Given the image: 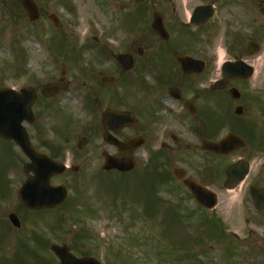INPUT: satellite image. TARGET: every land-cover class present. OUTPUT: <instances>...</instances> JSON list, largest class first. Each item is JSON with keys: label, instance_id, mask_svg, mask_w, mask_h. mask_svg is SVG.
I'll return each mask as SVG.
<instances>
[{"label": "rangeland", "instance_id": "rangeland-1", "mask_svg": "<svg viewBox=\"0 0 264 264\" xmlns=\"http://www.w3.org/2000/svg\"><path fill=\"white\" fill-rule=\"evenodd\" d=\"M19 1L0 0V86L43 85L64 72L67 91L56 96L45 112L43 106H36L42 111L36 122L45 130L36 140L79 168L51 179V184L67 188L61 206L29 211L17 198L27 159L0 140V264H55L57 258L49 249L53 243L67 244L75 256H92L101 264H264V210L256 211L248 195L249 185L264 187V60L260 59L264 0H187V11L198 4L216 8L213 20L197 34L218 52L216 59L224 49L225 58L243 59L254 68L250 81L237 88L247 95L242 113H234L235 104L227 94L225 117L226 133L234 130L247 140L244 149L226 158V164L245 158L249 173L238 186L226 190L220 172L209 187L217 194L212 210L198 206L172 174L161 175L162 157L151 163L149 157L139 155L135 169L126 175L104 172L96 151L97 144L104 148L100 134L92 136L83 154L77 153L75 143L83 135L79 128L91 121L86 114L98 95L93 78L106 74L109 45L137 35L143 26L129 17L140 2L33 0L40 17L31 23ZM172 1L185 4V0ZM50 14L58 18L57 27L48 19ZM249 41L259 48L247 54ZM57 127L61 131L54 132ZM189 160L190 168L205 163L194 155ZM9 213L17 215L18 228L8 221Z\"/></svg>", "mask_w": 264, "mask_h": 264}, {"label": "flooded vegetation", "instance_id": "flooded-vegetation-1", "mask_svg": "<svg viewBox=\"0 0 264 264\" xmlns=\"http://www.w3.org/2000/svg\"><path fill=\"white\" fill-rule=\"evenodd\" d=\"M148 1L150 4L143 0V4L134 9V19L143 24L137 35L119 40L117 46H109L106 84L100 81L103 74L93 78L98 82L94 88L98 95L86 114L91 121L79 128L83 135L77 141L84 139L80 144L82 149L76 148L77 153L83 154L91 146L92 136L100 134L104 148L97 144L96 151L99 150L101 155L106 151L111 156L131 157L134 161L139 155L150 159L162 157L165 162L162 168L166 173L181 168L185 177L189 174L191 179L205 186L210 181L207 187H211L218 180V174H224L226 158L235 152L228 155L211 153L203 147V141L216 142L225 137L227 94L235 107H241L247 95L235 92L237 97L231 98L229 90L247 82H225L216 52L207 38L197 35L206 25L193 27L189 23L190 11L186 10L189 0H185L184 5L174 4L172 0ZM155 14L161 19L164 35L163 31L159 35L151 26ZM119 55L121 60H118ZM183 58L187 61L185 67L180 61ZM62 76L56 81L69 88ZM29 86L35 94L33 105L43 106V112L61 94L45 98L40 93L42 86L32 83ZM103 110H107L106 143L102 140ZM41 113L36 110L35 120L23 123L27 140L35 150L46 152L41 150L45 149L61 161L60 153H49L54 150L36 140L45 134L43 124L36 122ZM58 128L53 131H61ZM10 144L25 156L17 141H10ZM191 155L205 163L188 167ZM204 157L211 162L203 161Z\"/></svg>", "mask_w": 264, "mask_h": 264}, {"label": "water", "instance_id": "water-1", "mask_svg": "<svg viewBox=\"0 0 264 264\" xmlns=\"http://www.w3.org/2000/svg\"><path fill=\"white\" fill-rule=\"evenodd\" d=\"M21 4L25 8L30 20H36L38 18V12L32 0H22ZM261 11L264 13V9ZM196 12L198 13L196 14L197 18L203 19L204 17L209 16V13H204L202 8H198ZM51 19L55 25L58 24L56 19L52 17ZM153 27L158 29L160 28V25L153 24ZM257 48V44L250 42L248 52L256 50ZM223 69L227 77L245 76L248 73L246 70L248 68L239 64L227 63L224 65ZM61 90H65V88L56 83H51L42 89V94L49 96ZM33 101L34 97L29 89H21L18 93H16L8 87L0 88V137L6 140L13 138L17 139L24 152L31 159L30 163L25 164V173L28 174L31 171L33 175L29 176L28 180L25 181L20 188L19 198L21 201L29 209L55 207L63 201L66 192L63 187H50L48 181L51 175L63 171L64 167L54 163L45 155L33 152L29 143L26 144L24 133L20 128V122L23 119L33 120V115L31 113V105ZM239 111L240 109L237 110V112ZM105 114L106 113L104 112L102 123L106 131L107 121ZM242 145L243 142L239 138L234 135H227L224 141L216 144H209L207 147L218 153H227ZM132 166L133 165L130 163H120L113 157L106 156L104 168L107 170L111 168L129 170ZM247 171L248 167L245 161H240L236 164V166L228 168V180L225 187H233L244 178ZM184 183L190 189L198 203L208 208L215 205L216 198L213 193L201 187H197V185L191 180L186 179L184 180ZM249 194L252 198L254 206L259 210L264 209V189L251 186L249 187ZM9 219L13 225H19V222L14 214H10ZM51 250L59 257V264H98V262L93 259L91 260V258H75L69 253V248L65 245H52Z\"/></svg>", "mask_w": 264, "mask_h": 264}, {"label": "bare ground", "instance_id": "bare-ground-1", "mask_svg": "<svg viewBox=\"0 0 264 264\" xmlns=\"http://www.w3.org/2000/svg\"><path fill=\"white\" fill-rule=\"evenodd\" d=\"M261 60H264V55L260 58ZM259 77H260V69L258 67V70L256 72V75H255V79L258 81L259 80ZM252 234H255V232H253Z\"/></svg>", "mask_w": 264, "mask_h": 264}]
</instances>
